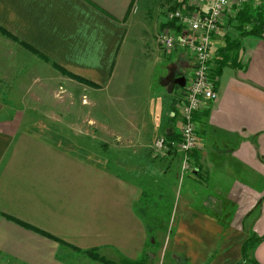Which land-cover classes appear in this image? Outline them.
Returning <instances> with one entry per match:
<instances>
[{
  "label": "crops",
  "instance_id": "obj_1",
  "mask_svg": "<svg viewBox=\"0 0 264 264\" xmlns=\"http://www.w3.org/2000/svg\"><path fill=\"white\" fill-rule=\"evenodd\" d=\"M147 1L0 0V259L70 264L59 244L5 214L112 262L149 250L163 264H236L255 234L253 259L264 264V33L241 37L228 18L213 38V69L230 64L214 82L218 99L195 114L197 147L182 177L181 155L154 154L153 144L178 140L184 87L172 80L186 83L194 63L183 48L156 46L163 12L142 30ZM234 39L239 50L223 52ZM75 97L126 138L127 160L115 165L129 177L49 141L26 105ZM158 208L167 215L160 226Z\"/></svg>",
  "mask_w": 264,
  "mask_h": 264
},
{
  "label": "built area",
  "instance_id": "obj_2",
  "mask_svg": "<svg viewBox=\"0 0 264 264\" xmlns=\"http://www.w3.org/2000/svg\"><path fill=\"white\" fill-rule=\"evenodd\" d=\"M250 0H182L184 6L164 11L166 27L155 35L156 46L170 52L183 48L193 58V76L185 83L180 106V127L177 141L158 137L154 141L155 153L168 151L181 155L180 174L192 170L191 154L197 147L194 117L203 101H216L214 90L212 52L213 38L223 31L228 18H237ZM173 24L174 28L168 26ZM250 27H245L249 29Z\"/></svg>",
  "mask_w": 264,
  "mask_h": 264
},
{
  "label": "rangeland",
  "instance_id": "obj_3",
  "mask_svg": "<svg viewBox=\"0 0 264 264\" xmlns=\"http://www.w3.org/2000/svg\"><path fill=\"white\" fill-rule=\"evenodd\" d=\"M173 1L174 4L182 5V0H170ZM247 6V5H246ZM175 6L169 4H164L162 0H148L146 3V9L140 7L138 12V19L141 22L143 27V31L152 32V26L155 23V18L160 15L162 12V16L159 19H163L165 9L174 8ZM252 9V8H251ZM255 10V9H253ZM159 12V13H157ZM144 17L147 21L144 20ZM243 27H250L249 24H243ZM151 29V30H150ZM138 30V28H136ZM133 34V33H132ZM131 34V35H132ZM152 35V34H151ZM131 37V36H130ZM152 41V39H151ZM164 52V51H163ZM142 67V66H141ZM85 100V99H83ZM86 103H82L79 101L78 97L74 98V101L68 102H39L35 104H26L28 106H32L34 111H39V123L41 126H45L44 128H48V130L52 133L50 134L49 141L61 147L62 149H66L68 153L75 155L86 162L92 163H103L105 166L110 169L115 170L122 177H129L127 173L121 169L118 165H115L116 162L120 159H126L127 151V140L126 138H122L114 133L113 124L111 119L102 118L99 114L96 115L94 112H90V108L85 105ZM14 105V104H9ZM114 105L112 104V107ZM109 109L111 106H108ZM36 109V110H35ZM89 109V110H88ZM91 114V115H90ZM96 116V118H93ZM118 121V120H117ZM63 149V150H64ZM122 149V150H121ZM154 154L155 150L153 149ZM120 157V158H118ZM178 181V179H177ZM155 202L159 206L158 199H155ZM139 207V206H137ZM138 212V210L136 209ZM160 214V210L158 208V214L153 215L155 218V223L157 225H161L166 220V213ZM167 222V221H166ZM170 222V221H169ZM153 233H157L151 230ZM67 244V243H66ZM244 244V243H243ZM61 251L59 253V257L62 260L67 261L70 264H102L97 261H87L88 257L83 252L73 251L69 246L60 245ZM80 250V249H79ZM252 248H246V257L253 258ZM65 252L71 253L73 257H66ZM148 254L145 259L146 253H142L141 260L144 264H163L160 260L159 255H154L152 257L151 251L147 250ZM243 246L241 247V259L236 263L240 264L243 258ZM109 258L108 256H106ZM121 257L119 261L115 262L117 264L125 263L129 260ZM104 258V257H103ZM110 260H114V258L110 257ZM114 262V261H113ZM1 264H23L21 262L12 260L10 258L0 259ZM66 263V262H65ZM243 264H251V263H243Z\"/></svg>",
  "mask_w": 264,
  "mask_h": 264
},
{
  "label": "trees",
  "instance_id": "obj_4",
  "mask_svg": "<svg viewBox=\"0 0 264 264\" xmlns=\"http://www.w3.org/2000/svg\"><path fill=\"white\" fill-rule=\"evenodd\" d=\"M176 6H179V5L177 4ZM237 20L239 22V36L242 37L244 35H255V36L261 37L264 33V5L259 7L258 9H255V10L251 9V7H245L239 13ZM243 24H249L250 28L245 29L243 27ZM168 26L174 28L173 24H171V23H169ZM221 50H223V52H226V53L239 50V40L238 39L227 40V44ZM215 61H216V57L214 59V62ZM217 63H218L217 67H215L213 69V74H212L213 77H217L219 71L223 68V66L227 65V63H229V61L227 62L226 60H222V62H217ZM2 216L5 219L12 221V222L22 226L23 228H25L27 230L33 231V232H35L41 236H44L45 238L50 239L59 245H66V246H69L73 251L81 252V250H79L78 248H75L73 246L66 244L63 240H61L57 237H54L51 234H49L43 230H40L34 226H31V225L26 224L22 221H19V220L15 219L11 216H8L5 214H2ZM260 241H261V238H259L255 234H251L248 237V239L242 245L243 246V255H242L243 258H242L241 262H239L240 264H243L245 262L251 263V264H257L253 258L250 259V258L246 257L245 250H246V248H249V247H251L254 250ZM253 250H252V252H253ZM84 253L86 254V256L89 259H91L93 261H97V262H100L102 264H117L115 262L106 260L96 250H88V251H84ZM122 264H144V263L142 260H139V261H133V262L127 261V262L122 263Z\"/></svg>",
  "mask_w": 264,
  "mask_h": 264
},
{
  "label": "water",
  "instance_id": "obj_5",
  "mask_svg": "<svg viewBox=\"0 0 264 264\" xmlns=\"http://www.w3.org/2000/svg\"><path fill=\"white\" fill-rule=\"evenodd\" d=\"M175 83V85H178L180 87L185 86V78L181 77L180 79H173L172 80V85Z\"/></svg>",
  "mask_w": 264,
  "mask_h": 264
}]
</instances>
